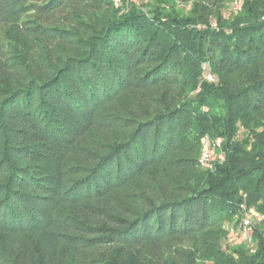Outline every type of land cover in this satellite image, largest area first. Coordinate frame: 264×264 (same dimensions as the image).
I'll return each instance as SVG.
<instances>
[{
  "label": "trees",
  "instance_id": "trees-1",
  "mask_svg": "<svg viewBox=\"0 0 264 264\" xmlns=\"http://www.w3.org/2000/svg\"><path fill=\"white\" fill-rule=\"evenodd\" d=\"M225 1L0 0V264H264V219L223 239L264 214V0Z\"/></svg>",
  "mask_w": 264,
  "mask_h": 264
},
{
  "label": "rangeland",
  "instance_id": "rangeland-1",
  "mask_svg": "<svg viewBox=\"0 0 264 264\" xmlns=\"http://www.w3.org/2000/svg\"><path fill=\"white\" fill-rule=\"evenodd\" d=\"M114 1V0H113ZM116 1V0H115ZM115 1H114V5H115ZM122 0H117V3L119 4V3H122L121 2ZM236 1L237 0H226L225 1V3H224V5H225V8L223 9V13H227V12H229V10H232L233 12H236L237 10H239L240 8H241V6L239 7V8H235V6H236ZM243 1V0H242ZM138 2H139V0H134V3L135 4H138ZM179 4V3H178ZM183 4V3H182ZM189 5H190V3H188V4H185V10L187 11L188 10V8H189ZM210 16H212V20L213 21H215L214 20V17H213V15H210ZM212 21V22H213ZM213 25H215V23H213ZM116 107H118V104L116 103V102H113V103H111V104H106L105 106H103L100 110H99V114L100 115H102L103 117H107L109 114H110V112H113L115 109H116ZM211 138L209 135H207V134H205L203 137H202V141L205 139V138ZM217 138V137H216ZM211 139H213V138H211ZM215 139V138H214ZM2 141H1V139H0V151L3 149L2 148ZM200 163V162H199ZM200 165L202 166V164L200 163ZM212 166V165H211ZM115 167V166H114ZM202 167H204V166H202ZM249 211V217H250V219L251 220H254V219H256V216H257V214L258 215H260V212H256L255 210H254V208L253 207H250L248 210H247V212ZM263 214V213H262ZM241 219V218H240ZM240 221V220H239ZM230 224L231 223H225V225H224V228H225V235H224V238L223 239H225L224 240V245L226 246V245H230L229 244V240H228V232H229V228L230 227H232V225L230 226ZM239 224V223H238ZM237 227V226H236ZM27 236H25V235H18V236H15V237H6V238H4L3 240H1L2 242H5L6 244V246H8V247H13V249H16V248H18V249H20L21 251H20V254L24 257V258H27V257H30V254L29 253H31V252H33V251H35V249H34V246L36 245V243L38 242V241H40V243L42 242V247L44 248L46 245H47V239H46V237H44V233L43 232H41V231H35V232H33L32 234H31V236H28L27 238H26ZM33 241H34V243H33ZM253 242L255 243V241H254V239H253V241H251V243H245V242H243V243H239V244H246V246L247 247H250V249L251 248H253L252 247V244H253ZM39 243V242H38ZM233 244V243H232ZM236 244H238V243H236ZM36 248H37V245H36ZM26 249H28L27 251L29 252L28 254L27 253H25L26 252ZM252 251V250H251ZM17 252V251H16ZM21 259H23L22 257H21ZM20 258H19V260H21ZM27 260H31V259H29V258H27Z\"/></svg>",
  "mask_w": 264,
  "mask_h": 264
},
{
  "label": "built area",
  "instance_id": "built-area-1",
  "mask_svg": "<svg viewBox=\"0 0 264 264\" xmlns=\"http://www.w3.org/2000/svg\"><path fill=\"white\" fill-rule=\"evenodd\" d=\"M115 1V0H114ZM242 4V0L236 1L235 8H239ZM115 5H118L117 0L115 1ZM210 80H214V78L210 75H207ZM221 146V138H205L202 141V149L199 157V162L204 167H211L213 165V161H222L223 160V153L220 151ZM264 219V214L260 213V215L257 214L256 219L251 220L249 217V211L241 217L239 224L237 227L232 226L229 229L228 233V239L229 242L236 244V243H251L253 241L250 229L252 227V224L254 221H261ZM254 242L252 244V247H254ZM253 250V248H251Z\"/></svg>",
  "mask_w": 264,
  "mask_h": 264
}]
</instances>
